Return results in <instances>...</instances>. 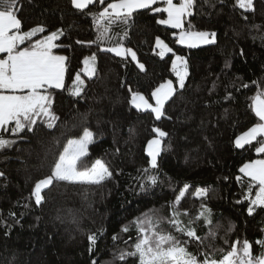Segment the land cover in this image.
Listing matches in <instances>:
<instances>
[{"label": "trees", "instance_id": "1", "mask_svg": "<svg viewBox=\"0 0 264 264\" xmlns=\"http://www.w3.org/2000/svg\"><path fill=\"white\" fill-rule=\"evenodd\" d=\"M234 2L198 0L194 15L188 19L195 30L217 33L216 43L188 49L174 42L177 30L157 23L166 19V14L138 10L128 25H112V39L77 44V40L97 39L90 14L74 9L70 0H19L18 18L23 30L38 24L49 32L64 30L57 41L62 47L54 51L68 57L66 89L72 87L77 72L86 87L82 97L67 90H49L54 96L53 111L59 117L55 127L49 129L41 117L32 132L26 129L19 136L0 133L16 140L0 150V172L5 173L0 178V264H91L92 260L109 264L113 252L131 250L129 245L137 236L132 221L151 210L168 217L169 203L185 184L191 187L180 205L181 211L189 214L181 217L183 220L200 211L201 201L191 193L208 187L211 190L204 203L211 209L213 225L221 226L215 246L227 247L225 240L247 239L253 242L254 253L262 251L255 241L264 240V209L248 215V202L243 199L246 188L235 179L244 163L258 157L247 145V150L235 148L234 140L254 120L250 97L258 89L253 81L264 86V0H256L254 14L234 8ZM90 7L96 12L104 5ZM156 37L187 59L189 71L185 87H177L165 105L166 116L160 120L128 103L129 88L149 98L161 83H177L171 70L174 57L169 53L160 58ZM118 41L136 52L145 71H140L130 57L123 59L101 50ZM92 54L96 56V73L88 78L82 73V61ZM84 127L94 133L85 164L90 166L101 159L113 177L100 185L54 182L44 190L45 200L37 206L31 197L35 182L51 173L67 139L78 138ZM153 127L169 134L161 139L157 169L150 168L145 152L147 142L156 136ZM149 175L157 177L155 186L149 183ZM10 212L15 215L10 216ZM125 226L128 232L121 231ZM230 226L232 231H228ZM162 227L172 231L167 223ZM197 230L200 235L207 230L203 220ZM90 234L97 235L91 254ZM114 235L119 236L115 242ZM189 250L196 253V245ZM127 264L137 261L129 258Z\"/></svg>", "mask_w": 264, "mask_h": 264}, {"label": "snow or ice", "instance_id": "2", "mask_svg": "<svg viewBox=\"0 0 264 264\" xmlns=\"http://www.w3.org/2000/svg\"><path fill=\"white\" fill-rule=\"evenodd\" d=\"M70 2L77 11L92 16L98 32L96 41L77 40V44L103 43L112 39L113 37L109 35L112 25H128L133 19V14L141 9L166 14L167 18L159 19L157 23L177 30L174 33V42L188 49L216 43L217 33L195 30L188 19L194 15L193 9L197 6L198 0H111L107 3L106 0H70ZM205 2L208 3L209 0ZM220 2L223 3L224 0ZM18 4L19 0H0V133L10 132L12 136H19L26 129L32 132L41 117L45 118L44 123L49 129L55 127L59 117L53 111L54 96L50 89L67 90L72 96L82 97L86 87L80 72H77L72 87L66 89L68 57L58 55L54 51L62 47L57 41L64 35V30L57 28L49 32L43 24L23 30L22 21L18 18ZM96 5L104 7L93 12L90 6ZM233 7L242 9L243 13L254 14L257 10L256 0H235ZM243 19L247 20L248 16L243 15ZM124 36H127V31L124 32ZM155 47L159 49L157 54L161 59L168 53L172 54L174 59L171 60V70L178 81L179 89H183L189 76L187 59L173 51L160 37L155 38ZM101 50L114 53L123 59L130 56L139 70L145 71V65L137 60L136 52L124 47L119 41ZM95 61V54L84 57L82 61L84 66L82 72L88 78H92L96 73ZM253 84H256L258 89L256 94L250 97L249 107L254 116L253 123L234 140L235 148L245 149L247 145L254 149L258 157L244 163L239 168L241 175L235 177L236 181L246 188L243 199L248 202L249 216L253 215L256 209H264V86L257 81H253ZM243 87L247 88L248 85L245 84ZM128 91L131 94L128 103L132 108L150 112L154 114L155 120H160L166 116L165 105L176 94L177 88L174 87L172 80H167L151 91L149 98L131 88ZM150 100L154 103H150ZM152 131L158 138L148 141L146 153L150 157L148 161L150 168L157 169L161 138L169 134L159 127H153ZM15 143L16 140L6 139L0 134V150ZM92 143L94 133L88 127L83 128L82 135L78 138L67 139L62 151L58 153L51 173L37 180L31 190V197H34L37 206H41L45 200L42 194L44 190L49 189L54 182L100 185L113 177L112 170L101 159H96L90 166L85 164L84 158L88 156V147ZM143 171L148 174L149 170L145 168ZM3 177L5 173L0 172V178ZM148 181L153 186L158 182L155 175H149ZM190 187L188 184L183 185L174 200L169 203L168 217L158 215L156 210L136 217L132 224L136 228L137 236L135 242L129 245L131 250L120 249L118 253L113 252L109 264H116L117 261L120 264H127L129 258H135L137 264H264V240L255 241V245L262 249L259 254L254 253L253 242L247 239L225 240L227 247L215 246L214 241L218 238L221 226L213 225L211 209L204 203L210 188L198 187L191 193L193 198L201 201L200 211L187 221L181 218L189 215L187 210L181 211L180 205L189 194ZM141 189H144V185H141ZM9 215L15 214L10 212ZM201 220L207 229L203 235L198 234L197 230L198 222ZM165 223L172 231L163 229L162 225ZM209 225L211 227H208ZM121 231L128 232L129 228L125 226ZM228 231H232L231 226ZM100 232L102 234L103 229ZM112 239L115 242L119 236L114 235ZM88 241V251L91 254L97 235H88ZM124 243L127 244L128 241ZM193 244L197 247L196 253L189 250ZM91 264L98 262L92 260Z\"/></svg>", "mask_w": 264, "mask_h": 264}, {"label": "rangeland", "instance_id": "3", "mask_svg": "<svg viewBox=\"0 0 264 264\" xmlns=\"http://www.w3.org/2000/svg\"><path fill=\"white\" fill-rule=\"evenodd\" d=\"M165 18H167V17H165ZM203 45H209V44H202L201 46H203ZM198 48V47H197ZM157 49V48H156ZM157 52H159V49H157ZM114 54V53H113ZM169 54V53H168ZM130 57V56H129ZM131 58V57H130ZM84 67V66H83ZM83 73V72H82ZM84 74V73H83ZM87 77V76H86ZM174 84V83H173ZM176 85V86H175ZM174 87H178L179 88V85H178V81H177V83L176 84H174ZM150 103H154V101H150ZM82 135V134H81ZM154 138H158L157 136H154L152 139H154ZM162 139V138H161ZM151 140V139H150ZM148 143V142H147ZM146 148H147V145H146ZM145 152H146V149H145ZM150 158V157H149ZM158 158V157H157Z\"/></svg>", "mask_w": 264, "mask_h": 264}]
</instances>
